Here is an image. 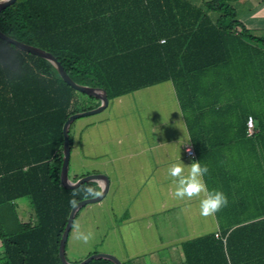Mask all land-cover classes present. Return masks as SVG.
I'll return each instance as SVG.
<instances>
[{"label":"trees","instance_id":"1","mask_svg":"<svg viewBox=\"0 0 264 264\" xmlns=\"http://www.w3.org/2000/svg\"><path fill=\"white\" fill-rule=\"evenodd\" d=\"M236 1L16 0L0 11V31L51 53L74 82L105 90L109 102L171 82L208 186L225 150L264 163V37L239 21ZM76 93L48 61L0 39V204L27 199L31 211L11 232L0 225V264H62L71 209L100 193L97 183L70 190L60 182L63 125L98 106ZM222 214V239L182 243L183 264H264V212L227 224Z\"/></svg>","mask_w":264,"mask_h":264},{"label":"rangeland","instance_id":"2","mask_svg":"<svg viewBox=\"0 0 264 264\" xmlns=\"http://www.w3.org/2000/svg\"><path fill=\"white\" fill-rule=\"evenodd\" d=\"M76 94L80 95L79 98L82 102L86 101L85 106L98 105L99 100L97 98L88 99L85 94V96L82 93L79 94V92ZM179 121L183 124V116L174 87L171 82H164L114 99L109 102L107 109L103 112L80 118L74 122L70 130L73 144L69 179L75 182L77 181L75 180L76 176L91 175L93 169L101 166L108 168L110 165L119 171V176L118 184L115 186L116 192H112V188L100 202L88 204L78 211L65 248L69 263L77 264L91 255L100 253L111 254L122 260V264L160 263L164 249H155L147 255L142 253L143 255L140 258L132 255L128 259H124L127 258L126 251L128 250L125 251L128 248L126 239L130 235L118 226L130 207L131 210L136 208L135 205L140 198L139 195L142 194L140 192L144 189L143 185L147 181V175L151 174V170L154 169L151 160L148 159L155 156V150L145 151L144 160L148 161L145 163L147 164L145 170V167L142 168L141 164L142 148L144 149L148 142L153 144V140H150V135L147 133L148 130L152 135L154 134L155 144H157V138L159 139V135L162 134L158 130L161 129L164 136L170 134V132H175L176 129L172 123H179ZM155 126H159V129L154 130L153 127ZM119 149L122 152H119ZM138 151L141 154L137 156ZM120 155L125 158L123 161L119 160V162L114 163L115 160H111V157L117 159ZM230 155L233 159L238 158L236 153ZM129 170L135 173L133 174V180L128 179L125 175ZM123 172L124 177H122ZM165 179L166 177H163V180ZM215 181L218 182V180L212 178L208 183V188L209 190L216 188L220 191V184L215 185ZM113 193L114 195H112ZM28 204L27 202L21 204L19 209L10 202L0 204V225L5 227L7 232H11L17 227L18 223L28 222L31 217L30 208L27 207ZM170 213H164L165 215L161 214V216L156 214L153 220L154 228L152 227L156 238H165V235H168V232L163 231L162 226L163 222L166 221H168V226H170L169 221L175 223V226H172L174 230L171 238L185 235L187 223L181 208ZM76 225H79L82 231L92 233V238L87 244L75 238ZM152 246L147 243L142 247L150 249ZM142 247L141 249L144 251L145 249ZM135 251L128 252L135 254Z\"/></svg>","mask_w":264,"mask_h":264},{"label":"crops","instance_id":"3","mask_svg":"<svg viewBox=\"0 0 264 264\" xmlns=\"http://www.w3.org/2000/svg\"><path fill=\"white\" fill-rule=\"evenodd\" d=\"M191 1L196 5H200L203 2V0H197L196 2L195 0ZM234 5L238 12V19L246 29L255 36L264 37V0H237ZM172 125L176 131L167 134L169 136H164L163 131L161 129L158 130L161 131L162 134L159 135V139L157 138V144H155L154 134L152 135L149 130L147 132L150 135V140H153V144L148 142L146 147L144 149L142 148L141 153L143 157L141 164L142 168L145 167V170L147 168V164L145 163L148 162L144 160L145 151L150 149L153 151L155 150V156L152 159H148L151 160L152 168L154 169L151 170V174L147 175V181L143 185L144 189L140 192L142 194L139 195L140 198L135 205L136 208L131 210L132 208L130 207V210L126 212V215L118 226V228H121L123 231L126 230V233L130 235L126 239L128 245L125 242L128 247L125 251L128 249L126 251L128 255L126 254L127 258L125 257L124 259H128L132 257V255L140 258L143 255L142 253H146L147 255L155 249H164L159 264H183L182 243L205 235L221 233V224L218 220L217 213L209 217L200 215L198 198H193L191 201L187 199L179 201L171 195L173 185L172 178L167 174L168 166L176 162H181L185 166H190L193 162H196L185 157L184 148L186 145H191V143L184 119L183 124L179 121V123L174 122ZM153 128L156 130L159 129V126ZM155 134L157 135L156 131ZM134 150L135 148L133 151ZM119 152L122 151L119 149ZM141 153L138 151L137 156ZM230 154L233 153H229L225 150V153L217 159L215 166L211 167L212 171H214V174H212L213 178L218 180V182L215 181V185L220 184V191H222L228 199L227 206L221 209L223 213L222 217L224 216V223L226 224L229 218L233 219V217L234 219L247 218L246 222H250V218H253L251 220L253 221L256 216L264 212V163L256 161L257 156L254 154L248 155L246 161L244 156V160L239 156L233 159ZM105 156L107 157V155ZM99 158L104 159L103 157ZM124 159L125 158L121 155L117 157V159L111 157L112 161L115 160L114 163L119 162V160L123 161ZM92 171L93 174L106 175L110 183L108 193L112 188V192H116L115 186L118 184L117 180L119 176V171H117L116 168L111 165L108 166V168H103L101 166ZM185 172L187 173V168ZM128 173L131 174L129 175ZM128 173H125V175H127L128 179L133 180V174L135 173H132L131 170H129ZM122 177H124V172ZM163 177H166V181L163 180ZM112 195H114V193ZM25 202L28 204L27 199L15 200L11 203L16 205L19 209L21 204ZM186 206H190V210L187 213L181 211L187 223V231L184 232L185 235L171 238L173 235L172 231L174 230L172 226H175V223L169 221L170 226H168V221H166L165 223L163 222L162 226L163 231L165 233L168 232V235H165V238H156L153 230V220L156 214L161 216V214L164 213L174 212L178 208L182 210ZM27 207L28 209L30 208L29 204ZM147 243L150 246H154L150 249L142 247ZM141 247L145 249V252ZM131 250H136L134 252L135 254L128 252ZM3 254L4 246L0 240V259L3 257Z\"/></svg>","mask_w":264,"mask_h":264},{"label":"water","instance_id":"4","mask_svg":"<svg viewBox=\"0 0 264 264\" xmlns=\"http://www.w3.org/2000/svg\"><path fill=\"white\" fill-rule=\"evenodd\" d=\"M14 2H16V0H0V11L12 5ZM0 39L15 46L17 49L21 51L28 52L32 55L45 59L54 67L60 79L64 83H66L68 86H70L74 91L85 94L87 96L97 98L99 100L98 107L88 110V111H84V112L71 115L64 123L63 129H62V133H63L62 161L63 162H62V168H61V173H60L61 185L65 189H70V190L77 189L81 185L88 184V183H97L100 186V193L96 197L84 199L78 202L75 206H73V208L71 209L69 213L66 227L64 229V232L59 242L58 255H59V259L62 264H71L67 261L66 254H65V248H66V243L68 241V237L72 229L76 214L81 208L85 207L86 205L100 202L107 195L110 183H109V178L103 174L86 175L78 179L75 182L69 179V165H70V158H71V151H72V146H71L70 137H69V129L72 123H74L76 120L103 112L109 105L108 96H107L106 91L103 89L88 87V86L80 85L74 82L69 77V75L64 71L61 64L56 60V58L51 53L45 50H42L40 48L19 42L13 38L6 36L1 31H0ZM95 260H107V261L112 262L113 264H122L121 261L115 256L111 254H103V253L91 255L88 258H86L84 261L77 263V264H89L90 262L95 261Z\"/></svg>","mask_w":264,"mask_h":264},{"label":"clouds","instance_id":"5","mask_svg":"<svg viewBox=\"0 0 264 264\" xmlns=\"http://www.w3.org/2000/svg\"><path fill=\"white\" fill-rule=\"evenodd\" d=\"M187 168V173L185 169ZM167 174L172 178V191L173 198L184 201H191L193 198L199 199V212L203 217L213 216L228 204L227 196L219 190H209L205 176L209 174V168L200 162H193L190 166H185L181 162L171 163L168 166ZM87 195H96L93 189L86 190ZM75 204V201L72 202ZM190 206H186L181 211L187 213ZM77 240L87 244L92 238V233L84 232L80 229L79 225L75 226Z\"/></svg>","mask_w":264,"mask_h":264},{"label":"built area","instance_id":"6","mask_svg":"<svg viewBox=\"0 0 264 264\" xmlns=\"http://www.w3.org/2000/svg\"><path fill=\"white\" fill-rule=\"evenodd\" d=\"M248 129H249V133L251 134L253 132V123H252L251 119L248 121ZM184 152H185V157L187 159H190V160H194L195 159L196 155H195V152H194V150H193L191 145H186L185 148H184ZM215 237L217 239H222V237H221V235L219 233H216Z\"/></svg>","mask_w":264,"mask_h":264}]
</instances>
